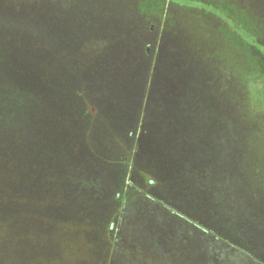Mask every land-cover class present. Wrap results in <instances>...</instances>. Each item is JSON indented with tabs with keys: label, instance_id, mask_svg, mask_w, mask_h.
<instances>
[{
	"label": "rangeland",
	"instance_id": "rangeland-1",
	"mask_svg": "<svg viewBox=\"0 0 264 264\" xmlns=\"http://www.w3.org/2000/svg\"><path fill=\"white\" fill-rule=\"evenodd\" d=\"M186 1L0 0V29L38 33L18 63L56 93L49 180L7 184L16 223L45 235L34 264H264V0ZM64 65L89 107L63 94Z\"/></svg>",
	"mask_w": 264,
	"mask_h": 264
},
{
	"label": "trees",
	"instance_id": "trees-1",
	"mask_svg": "<svg viewBox=\"0 0 264 264\" xmlns=\"http://www.w3.org/2000/svg\"><path fill=\"white\" fill-rule=\"evenodd\" d=\"M183 1L188 2L186 0ZM212 10L214 9L212 8ZM218 12L223 13V11L220 10H218ZM232 17V22L239 21V19L233 15V13ZM6 24L10 23L0 19V27L2 29L4 27L12 28L11 25ZM2 29H0V78L3 79H0V127L7 134V141L12 143L13 154L8 157L10 159H7V150H4L5 147L2 148L3 158L5 155L4 160H8L5 165L7 163L9 164L5 166V169H0V185H4L5 187L3 190L0 186V264H17L18 262H22V264H34L35 258L33 254L30 255V253H33L30 245L33 243V241H35V238H38L37 240H39L45 235L42 231L37 229L32 231L30 228H28L25 217L22 219L21 225L16 223L17 217H15V214L11 210L12 208H7V205H10V201H12L13 196L12 192L8 191L10 187L7 184L10 183V185L14 187L15 182L23 180V176H21V174L29 171L32 172V175L29 176V180H31L29 181L30 184L36 182L37 180L39 184H43L47 181V179L49 180V178L43 177V174L36 170V168L40 167L42 163L47 164V159L45 157L46 153L43 151V138L49 135L48 132H46V128L44 126L43 129L41 128L39 118L40 114L44 112L45 108H49L50 104L55 101L56 93L48 87L50 83L47 81L49 78L46 73L47 67L45 65L41 66L35 63L33 66H27L28 64L26 65L18 63L24 62L25 57L28 56V54L23 51L24 49L22 47L26 46V43L28 44L29 37L33 38V36L36 34L35 36L38 38V33H32L31 30H29L32 28H27L28 33H26L25 36H16L11 32H5ZM256 46L260 48V52L263 53L264 46ZM64 48L66 49V47ZM15 49L22 51L23 58L22 56L19 57L14 55ZM28 60H30V58ZM35 60L37 61L41 59ZM17 66H22L25 69V76H16L18 70ZM31 67L32 71L29 70L28 72V68ZM57 69H59V72H61L63 75L69 74V76H66L64 79V81H67V83L65 82L63 94L69 98H72L73 95L75 96L72 98L75 99V109H77L76 101H79L80 105H84L85 108L87 106L89 107L91 105V91L87 84L91 83L88 82V77H81L83 76L82 71V75L79 76L75 71L70 70V68L65 65L64 68ZM56 74L57 70L55 69L53 74L50 76H55ZM6 80H11L12 83L5 84ZM42 80H44V82L46 81L48 85L44 86L41 84ZM58 80L63 81V79H55L51 83H55ZM18 83H20V86L18 85L16 88L15 86ZM78 83L82 84L83 86L80 91L76 87ZM26 130L30 133H28V137L26 135V137L24 136V131ZM14 136L15 138H13ZM25 138L26 140H29V143H17L18 141L24 140ZM125 164L127 165V163ZM54 172L56 173V170L50 174H53ZM38 177L39 179H37ZM122 179L124 180V177H122ZM123 182L124 181L119 182L120 187H122ZM27 184L28 183L25 185ZM118 196L120 197V192H117V197ZM21 213L23 216H25L24 211ZM110 224L109 227L111 226ZM50 239L55 240L56 238L52 237ZM231 242L235 244L234 241ZM39 245L42 246V243L40 242ZM241 250L244 251V248ZM260 256L261 255L259 253L257 258ZM21 258L23 261L20 260ZM36 264H45V262Z\"/></svg>",
	"mask_w": 264,
	"mask_h": 264
}]
</instances>
